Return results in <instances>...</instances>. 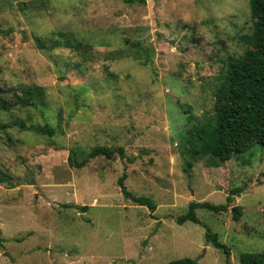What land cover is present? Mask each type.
<instances>
[{
    "label": "rangeland",
    "instance_id": "rangeland-1",
    "mask_svg": "<svg viewBox=\"0 0 264 264\" xmlns=\"http://www.w3.org/2000/svg\"><path fill=\"white\" fill-rule=\"evenodd\" d=\"M59 31L90 53L53 46ZM252 31L250 0H0V94L11 105L0 107V264H239L264 252V145L222 164L213 126L208 142L185 144L194 124H212L226 60ZM22 86L42 89L34 105L14 103ZM46 123L53 135L35 129ZM95 145L123 156L87 157ZM124 171L154 211L123 195ZM237 186L227 211L176 221L192 200L227 203Z\"/></svg>",
    "mask_w": 264,
    "mask_h": 264
},
{
    "label": "trees",
    "instance_id": "trees-1",
    "mask_svg": "<svg viewBox=\"0 0 264 264\" xmlns=\"http://www.w3.org/2000/svg\"><path fill=\"white\" fill-rule=\"evenodd\" d=\"M128 1V0H127ZM133 2L135 0H129ZM251 14L253 19V31L251 34L243 36L244 42L248 48L242 55H229L226 60V69L219 77L220 83L216 91V103L214 106V115L212 124H194L189 130L188 143L195 141L208 142L210 140V127H214L217 134V142L211 150V155L218 158L220 163L230 160L234 154H241L252 148L255 144L264 145V0H250ZM53 46H65L74 50L90 53V44L79 39L71 31H59L57 38H50L48 42ZM36 42L39 48L47 47L41 38L37 37ZM14 103L19 105H34L35 97L43 91L39 87L22 86L13 89ZM11 105L2 100L0 94V107L8 109ZM191 118V117H189ZM23 125V123H22ZM211 125V126H210ZM0 123V127H4ZM35 129L53 135L54 130L48 123L39 125ZM188 145V147L190 146ZM123 156V148L117 150L106 145L93 146L87 157L104 155L107 158L114 156L115 152ZM197 151V150H195ZM192 151L191 156L193 155ZM87 157L78 160L75 153L72 152L68 157V162L72 166L82 167L87 161ZM191 166L192 161H187ZM127 174L124 171L118 178V185L127 198L140 205L154 211L156 203L149 195H137L132 192L126 185ZM241 187H235L227 196V203H212L210 201L192 200L189 203L187 211L180 214L176 221L179 224L190 220L195 223H201L196 214V208L206 207L214 212L227 211L231 201L232 194L241 193ZM78 206L69 204V206ZM85 209L87 205L80 206ZM233 215L238 219L242 213L240 205L232 207ZM205 238L215 247L222 249L227 257L230 256V247L223 242L217 232H213L209 227L206 228ZM165 264H199L198 259L192 257H181L173 259ZM239 264H264L263 251L243 252L239 256Z\"/></svg>",
    "mask_w": 264,
    "mask_h": 264
},
{
    "label": "crops",
    "instance_id": "crops-1",
    "mask_svg": "<svg viewBox=\"0 0 264 264\" xmlns=\"http://www.w3.org/2000/svg\"><path fill=\"white\" fill-rule=\"evenodd\" d=\"M77 205V204H76ZM69 206V205H68ZM72 206V205H71ZM82 206V205H81ZM1 223V222H0ZM0 230H1V224H0Z\"/></svg>",
    "mask_w": 264,
    "mask_h": 264
}]
</instances>
